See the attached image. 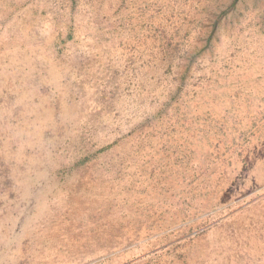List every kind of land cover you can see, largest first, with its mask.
I'll list each match as a JSON object with an SVG mask.
<instances>
[{
	"label": "rangeland",
	"instance_id": "1",
	"mask_svg": "<svg viewBox=\"0 0 264 264\" xmlns=\"http://www.w3.org/2000/svg\"><path fill=\"white\" fill-rule=\"evenodd\" d=\"M59 2L0 48V264L142 206L96 264H264V0Z\"/></svg>",
	"mask_w": 264,
	"mask_h": 264
},
{
	"label": "bare ground",
	"instance_id": "2",
	"mask_svg": "<svg viewBox=\"0 0 264 264\" xmlns=\"http://www.w3.org/2000/svg\"><path fill=\"white\" fill-rule=\"evenodd\" d=\"M142 208L124 212L123 214H125V216L117 218L113 223H108L107 225L99 223L93 225L90 233L84 232L81 236L74 237L67 243H63L61 245V249L51 253V257H49L48 254H45L43 258L36 260L34 264H58L57 262L60 263V261H64V258L68 255L67 252H70L74 258L87 248L96 249L97 251L95 250V253L85 256L80 260L74 259V261L70 264H93L99 259L106 258L113 252H119L123 247H125L127 242H138L142 240L145 233H147L149 229L151 231H156L160 226H166L167 223H175L179 221L180 218L179 216H176V213L173 210L172 213L175 214L172 222H164L160 226L159 224L157 226L153 223L154 219L151 218V214L144 213L145 209ZM83 255L85 254L83 253Z\"/></svg>",
	"mask_w": 264,
	"mask_h": 264
},
{
	"label": "crops",
	"instance_id": "3",
	"mask_svg": "<svg viewBox=\"0 0 264 264\" xmlns=\"http://www.w3.org/2000/svg\"><path fill=\"white\" fill-rule=\"evenodd\" d=\"M53 0H0V48L5 37L13 30L16 31L21 21L33 19L39 21L42 17H56L49 11L60 7L59 0H56V6L52 7ZM5 14V15H4ZM50 26V23L49 25ZM21 27V26H20ZM29 28L25 25L23 28Z\"/></svg>",
	"mask_w": 264,
	"mask_h": 264
}]
</instances>
